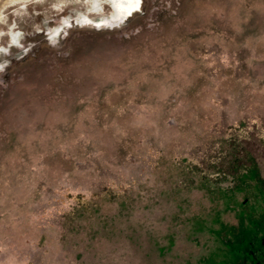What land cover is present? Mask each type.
I'll return each instance as SVG.
<instances>
[{"label": "rangeland", "instance_id": "374dc122", "mask_svg": "<svg viewBox=\"0 0 264 264\" xmlns=\"http://www.w3.org/2000/svg\"><path fill=\"white\" fill-rule=\"evenodd\" d=\"M117 12L0 0V264H252L264 0Z\"/></svg>", "mask_w": 264, "mask_h": 264}, {"label": "flooded vegetation", "instance_id": "af4514ba", "mask_svg": "<svg viewBox=\"0 0 264 264\" xmlns=\"http://www.w3.org/2000/svg\"><path fill=\"white\" fill-rule=\"evenodd\" d=\"M135 4V1H133ZM139 4H140V0H139ZM138 5V4H137ZM137 5H134L133 9H136ZM262 239H264V237H260L259 238V242L258 245L255 247L256 250L258 252L253 253L252 252V264H264V246L262 245ZM252 244V243H250ZM254 251V250H252ZM258 255V259L256 258V256Z\"/></svg>", "mask_w": 264, "mask_h": 264}, {"label": "bare ground", "instance_id": "6f19581e", "mask_svg": "<svg viewBox=\"0 0 264 264\" xmlns=\"http://www.w3.org/2000/svg\"><path fill=\"white\" fill-rule=\"evenodd\" d=\"M120 2H121V5L123 6V7H125V9H126V11H128L127 12V14H129L131 11H132V9H133V7H134V0H119ZM139 6H140V4H139ZM127 14H125V15H121V14H118V12H117V18L118 19H120V18H124L123 16H127ZM110 19V18H109ZM107 20V19H106ZM110 21V20H109Z\"/></svg>", "mask_w": 264, "mask_h": 264}, {"label": "water", "instance_id": "95a60500", "mask_svg": "<svg viewBox=\"0 0 264 264\" xmlns=\"http://www.w3.org/2000/svg\"><path fill=\"white\" fill-rule=\"evenodd\" d=\"M262 245L264 246V239H262Z\"/></svg>", "mask_w": 264, "mask_h": 264}]
</instances>
